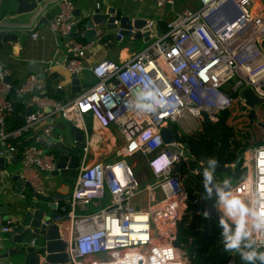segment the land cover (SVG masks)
<instances>
[{
	"label": "built area",
	"instance_id": "1",
	"mask_svg": "<svg viewBox=\"0 0 264 264\" xmlns=\"http://www.w3.org/2000/svg\"><path fill=\"white\" fill-rule=\"evenodd\" d=\"M150 1L156 8H168L161 21L146 19L151 27L149 39L151 35L154 38L121 62L103 59L91 65L96 43L104 37L80 41L71 36L81 21L75 16L74 1L47 0L40 4L32 19L44 15L49 4L58 8L48 27L66 40L67 58L55 57L47 62L45 74L30 72L18 84L15 94L24 98L31 110L24 114L23 124L10 131L6 130V119L12 115L15 99L10 96L13 87L7 79L12 80L14 71L0 65V159L3 147L13 154L18 151L22 162L19 176L36 194L48 193L49 185L41 172L56 170L58 158L56 151L44 150L38 140L75 143L61 135L53 139L55 117L61 115L83 132L80 166L70 200L66 205L56 204L69 220V257L75 264H189L186 250L177 244L178 224L188 200L183 186L188 178L202 172L188 167L189 158L180 141L173 145L182 151L168 148L161 130L181 121L186 124L174 129L177 135H187L190 126L200 129L201 110L216 122L220 112L235 102L243 107L241 92L247 87L264 97V0H194L195 7L179 10V0ZM114 23L119 24V17ZM152 26H160V31H153ZM119 31L115 30L116 37L124 40ZM55 69L77 77L89 70L95 81L83 86L74 99L63 100L45 92V79ZM147 93L155 99L148 98ZM244 112L249 113L250 108ZM255 113L257 117L264 115V104L257 105ZM87 115L101 127H113L120 134L121 145L113 152L114 161L89 163L92 141ZM195 120L198 126H194ZM22 137L33 142L19 147L17 142ZM136 155L146 159L149 179L144 183L137 178L135 164L128 162ZM164 156L170 163L167 166ZM240 161L244 174L227 193L264 204V139L242 150ZM162 163L160 171L150 168ZM199 166L203 164L199 162ZM105 199L106 204L87 211L90 202ZM10 228L11 220H7L0 228V237ZM254 240L257 247L264 248V236L254 234ZM229 264L234 263L230 260Z\"/></svg>",
	"mask_w": 264,
	"mask_h": 264
},
{
	"label": "water",
	"instance_id": "2",
	"mask_svg": "<svg viewBox=\"0 0 264 264\" xmlns=\"http://www.w3.org/2000/svg\"><path fill=\"white\" fill-rule=\"evenodd\" d=\"M3 0H0V5ZM47 0H15L16 12L18 14H30L29 21H33L32 17L34 12L39 8L40 4H46ZM115 15H109L102 12L99 8L88 9L80 21L79 26L84 29L78 31V27L74 26L71 36L77 38H84L86 41L97 38L98 36L105 37L104 34H99L101 31H115L120 29V33L124 38L133 37L134 39L143 38L144 41H149L150 28L146 24V19L122 16L119 18V24H115ZM22 24L16 23L15 20L11 22H0V50L4 44L13 42L17 39V32L13 30ZM153 31H160V26H152ZM119 39L118 37H116ZM261 45L264 49V39L261 41ZM57 73H52L46 77V89L45 92L51 95L61 96L63 100H72L80 93L84 88L79 84V80L76 74L71 76V93L65 97V92L62 88H53L52 79L55 78ZM7 81L11 84L13 89L17 90L19 85L15 84L10 78ZM244 98V105L242 107V115L246 116L250 121L256 120L257 115L255 113V107L257 105L264 104V97L258 96L250 87L244 88L241 92ZM27 104L26 100L23 101ZM15 102L12 103V115H16L17 118L24 121L25 115L30 113V106L27 105L25 115L15 114ZM250 108L249 113L244 111ZM200 116L204 130H208V125L211 123L210 118L205 110H201ZM70 134L73 136L74 144L66 142L61 145L57 143L47 144L46 141L40 139L37 143L43 147L44 150H54L58 154L57 169L50 173L41 172L42 176L60 177L66 184L65 190H56L51 195L36 194L32 187L26 182L19 173L13 174L12 178L16 182L14 185V192L20 194L22 190L26 189L28 193H31L35 198L32 201L28 198L21 201L7 203L0 198V217L2 221L11 220V228L8 232L4 233L0 237V250H4V253L0 255V259L11 254L17 256L16 264H53L56 259L53 254V248L51 244L56 239V227L57 220L64 221L60 218L56 210V202L59 200L69 201L71 197V191L73 189L74 182L77 177L78 167L80 163V151L82 149L83 132L77 129L72 123L67 124ZM161 136L165 143H168V148L173 151H182L185 156L189 158L188 167L193 170L198 168L200 172L208 173L212 176L216 172L223 173L227 167L222 164L221 159L217 160V165L214 166H199V162H202L203 156L193 157L189 143L182 139L183 136L177 135L171 127H164L161 130ZM181 142V147L174 146V142ZM5 156L12 157L13 152L9 151L7 147L4 148V156L1 158V162L4 167ZM21 160V159H19ZM240 161V155H237L235 164ZM217 177V176H215ZM230 177V176H229ZM208 178V176H207ZM226 179V178H225ZM223 182L217 177L216 184L212 189L208 191L207 197L204 199L194 200L192 204L194 208L191 209V214L199 213L201 217H205L207 222L212 220L220 221L222 214L218 210V203L220 200L219 193L221 191L227 193L230 189V183L225 180ZM49 190L53 186V182L48 183ZM48 190V192H49ZM4 196V194L2 195ZM2 224H0L1 228ZM34 242V244H32ZM12 244V247L9 245Z\"/></svg>",
	"mask_w": 264,
	"mask_h": 264
},
{
	"label": "crops",
	"instance_id": "3",
	"mask_svg": "<svg viewBox=\"0 0 264 264\" xmlns=\"http://www.w3.org/2000/svg\"><path fill=\"white\" fill-rule=\"evenodd\" d=\"M73 1L75 5V16L81 18V20L84 17L86 11L89 8H95L97 3L99 4V7L97 8H99L102 12L108 13L109 15H115L119 18L122 16H130L147 20L153 19L156 21H161L164 17L167 16L168 9L156 8L153 2L150 0L140 3L134 2L133 0ZM16 6L17 4L15 0H3L0 5V22H11L15 20L16 23L22 24L19 27L13 29L17 32V39L13 42L4 44L1 47L2 49L0 50V65H7L13 69L14 75L12 80L15 84L18 85L30 72L39 75L45 74V68L48 64L47 62L57 56L59 58H67V51L65 46L66 40L53 34L48 27L49 18H51V16L58 11V8L54 4H49L47 7V12L44 15H40L39 17L35 18L32 22L29 21L30 14H18L16 12ZM149 9L154 10V12H152L153 14L149 12ZM83 29L84 28L82 26L78 27V31ZM33 34H36V36L33 37ZM99 34H104L106 36L104 37V39L97 41L95 46V53L91 55V58L89 60L90 65L103 59H108L114 62H117L119 60V62H121L125 60V58H127L128 52L134 53L140 50H129L128 47H123L120 51L118 50L117 58L115 59V57L111 56L110 50L114 48H121L120 46L124 40L117 39L115 31H101ZM109 35H111V37L107 40L106 37ZM105 38L107 41H105ZM80 39L86 41L83 37ZM56 48H59L58 54L56 53ZM52 73H57L55 78L52 79L53 88L60 84L62 86V90L65 92V97L69 96L72 87L71 76L63 69H55ZM78 80L80 86L83 87L86 85H91L95 81V78L89 70H85L84 74L78 77ZM57 98L62 99L61 96H58ZM17 100H19V102L22 104V107H20V109L18 110H15V114L24 115L26 112L27 104L23 103V101H25L24 98H17ZM85 119L91 133L92 141V146L90 149L91 152L89 154V163H94L102 159L114 161L115 155L113 152L121 145L120 134L116 132L113 127H101L97 121L91 118L90 115H87ZM55 121L56 126L52 135L53 139L56 140V137L61 135L65 140L73 141V136L70 134L68 126L67 129H65L64 123H66L67 121L64 120V118L59 119L58 116L55 117ZM183 123L186 124L183 121L179 123L172 122L169 124V126L173 129L177 128L178 130H180L182 129L181 125ZM198 123V120H195L193 122L194 126H198ZM190 127H187V129ZM200 129L201 131L204 130L203 124ZM4 148L5 147H3V150ZM4 158L5 160L3 174L0 175V198L5 200V202L7 203L21 200L23 201L27 199L26 193L28 191L24 189L20 194H16L14 192V185L16 184V182L12 178L13 174H17L22 171V162L21 160H19L21 159V156L17 151L14 152L12 157L5 156ZM132 164L135 163H131V165ZM203 166L206 165L203 164ZM42 180L47 185L50 181L53 182V186L50 187V190L48 192L49 195H51L56 190L63 191L67 188L66 184L60 177L42 176ZM3 194L4 196H2ZM31 199L32 201L35 200L33 196H31ZM106 202V199L102 201H92L88 205L87 211H94L100 206L106 204ZM67 203L68 202L64 200H59L56 202V204H58L59 206L66 205ZM59 211L60 210L56 208L54 212H58L60 214V218L64 220L66 213L64 214L62 213V211ZM2 222L3 221L0 217V224H2ZM56 227L58 228V231L55 234L56 239H54L53 243L51 244V247L53 248V254H55L56 256L53 264H75L69 257L70 246L68 218L64 221L58 219ZM32 244H34V242H32ZM9 247H12V244H10ZM3 253L4 250H0V255ZM16 260L17 256L9 254L0 259V264H16Z\"/></svg>",
	"mask_w": 264,
	"mask_h": 264
},
{
	"label": "trees",
	"instance_id": "4",
	"mask_svg": "<svg viewBox=\"0 0 264 264\" xmlns=\"http://www.w3.org/2000/svg\"><path fill=\"white\" fill-rule=\"evenodd\" d=\"M77 39L80 41H84L80 38ZM10 96L13 99H15L14 101L16 104L15 110L20 109V107H22V104L19 102V100H17L18 97L15 94L14 89L11 90ZM236 104L238 103L235 102L234 105L236 106ZM233 106L229 109H226L223 119L218 118V121H216L217 124L224 121L226 123L225 130L211 134L210 135L211 141L207 145L202 146V140H203L202 137L204 135V132L200 137H192L189 135H184L182 137V139L187 141L189 145H190V141L192 140L197 142V145H194V147L191 146L192 148L190 147V149L192 154H194L193 156L195 157L203 156L202 162L204 165L207 166L217 165V160L221 159L222 164L223 162L225 164L231 161V165L227 166L226 169H228L231 166H234L235 168H239V167L241 168V161H239L238 164H235V159L237 158V155H240L241 151L247 148V146L251 142L259 143L262 139H264V137H261L262 135L261 133L259 134L258 137H253L246 135L245 130H243L242 128L239 129L242 133H240L238 130H235L238 129L236 123L241 119L249 122V125H253L254 121H257L258 126H261L264 129V121L263 122L261 121L262 118L264 119V115L262 114L258 116L256 120L250 121L248 118H245L246 116L242 114H236V119L233 121V119L231 120L229 119V117L234 115L235 108ZM216 122H212V123H216ZM22 124L23 121L17 118L16 115H11L6 119V130L7 131L13 130L21 126ZM247 137L249 139H246ZM9 141L11 143H15V140L13 139H9ZM32 142L33 139L31 138L24 139V137H22L17 142V144L20 147L26 144H30ZM229 174H230V170H229ZM214 175L217 176L221 182H223L225 179V172L223 173L216 172ZM231 179H233L234 181V177H231ZM188 180L194 181L192 195L190 196L191 198L196 197L198 199H204L208 195L207 189L208 188L212 189L213 186L216 184V177L214 178L211 176V179L209 180L207 176H205L204 172L195 176V178L190 177L187 179V181ZM235 180H237V178ZM26 196L28 198H31L32 194L27 192ZM6 223L7 221H3L2 225H5ZM180 225H181V221L178 224V232H180ZM230 226L234 231L235 225L230 224ZM199 233H203V234L199 235ZM222 233H223V228L220 232L218 231L217 233H215L214 227L204 230L203 232L192 230V232L188 234L190 235V237H186L188 235L183 234V237L180 239L178 234L177 244L185 247L188 255L189 264H229L230 260H233L234 264H248L247 261L241 258L239 252L237 251L228 252L224 250ZM241 247L243 248V245ZM255 247L258 252H264V248L257 247L256 245ZM255 264H260V261L259 260L255 261Z\"/></svg>",
	"mask_w": 264,
	"mask_h": 264
},
{
	"label": "rangeland",
	"instance_id": "5",
	"mask_svg": "<svg viewBox=\"0 0 264 264\" xmlns=\"http://www.w3.org/2000/svg\"><path fill=\"white\" fill-rule=\"evenodd\" d=\"M193 1L194 0H191V1L188 0V2H186V0H179L177 3L176 9L179 10V9L184 8L186 6L195 7V3ZM148 6H150V5H148ZM149 12L152 13V12H154V10L149 9ZM155 16H157V15H155ZM110 37H111V35L107 36L106 37L107 40ZM106 38H105V41H107ZM153 38H154V36L151 35L149 41H151ZM149 41H144L143 38H138V39H133V40H131L130 37L125 38L124 41L122 42L121 46H120L121 48H114V49L110 50L111 56L115 57V59H116L117 54H118V50L120 51L123 47H128L129 50L142 49L148 44ZM132 54H133L132 52H130V53L128 52L127 57H130ZM117 62H119V60ZM233 107L235 108L234 109V115L229 117V119L230 120L233 119V121H234L236 119V114H242L243 111H242V108L238 104H236V106L234 105ZM225 111L226 110H223L220 112V114L218 116L219 119H223V117L225 115ZM57 116L59 119L62 118L61 115H57ZM245 118H247V117H245ZM261 121L263 122L264 119L262 118ZM67 124H68L67 122L64 123L65 129H67ZM236 125H237L238 129H235V130H238L240 133H242V132L239 129L242 128L243 130H245L246 135L258 137L259 134L261 133L262 134L261 137H264V129L261 126H258L257 121H254L253 125H249V122L241 119L236 123ZM225 128H226V123L224 121L220 122L219 124H217V122L216 123L211 122L208 126L207 131H201V129H199V127H190L187 129L188 131L186 134L189 136H192V137H200V136H202V134L204 132V135L202 137V139H203L202 140V146H205L211 141V137H210L211 134L221 132V131L225 130ZM246 139H249V138L247 137ZM194 145H197V142L194 140L190 141L189 148L191 146L194 147ZM128 161L130 164L135 163L134 169H135V172H136V175H137V178L139 179V181L141 183L146 182V180L149 179V174H148V170L146 167L147 166L146 165V159L141 155H137V156H134L132 158H129ZM223 164H224V162H223ZM224 165L225 166L231 165V161H229L228 163H225ZM204 167H207V166H204ZM228 169L230 170V174H229ZM228 169L226 171H224L225 172V178H227L230 181V185H233L234 182L237 181L235 179L236 178L239 179L244 174V170L241 169L240 167L235 168L234 166H231ZM229 176L234 177V181ZM45 177H48V176H45ZM212 177L215 178L214 171L212 172ZM216 179H217V177H216ZM193 186H194V181H192V180H188L183 186L184 190L186 191V193L188 195V200L186 202V208H185V210L183 212V216L181 218V225H180V232H179L180 239L183 237V234L188 235L190 232H192V230L198 231V232H203L204 230H207L211 227H214L215 233H217L218 231L220 232L222 230V227H219L220 221L212 220L211 222H207L206 220L200 218L199 213H194L193 215L191 214V209L193 206L192 202L194 200H196V199H194L196 197H192V198L190 197L192 195ZM218 210L223 215V206L220 205L219 203H218ZM228 223L232 224L231 221H228ZM194 228H197V229H194ZM202 234L203 233H199V235H202ZM186 237H190V235H188ZM183 248L185 249L184 246H183ZM231 261L233 263V260H231Z\"/></svg>",
	"mask_w": 264,
	"mask_h": 264
},
{
	"label": "clouds",
	"instance_id": "6",
	"mask_svg": "<svg viewBox=\"0 0 264 264\" xmlns=\"http://www.w3.org/2000/svg\"><path fill=\"white\" fill-rule=\"evenodd\" d=\"M146 95L150 99H155L152 93H147ZM156 103H159V101H156ZM163 160L164 166L170 164L166 156L163 157ZM162 165L163 163L157 166H150V168L160 171ZM205 175L208 176L209 180L211 179L210 174L206 173ZM219 196V204L223 206V215L220 218L219 227L223 228L224 250L239 252L241 258L247 261L248 264H255L257 260L260 261V264H264V252L257 251L255 247L256 241L254 240V234L264 236V204L259 203L255 198H250L246 201L241 196L231 192L225 193L221 191ZM228 221L235 225L234 231ZM242 245L243 248L241 247Z\"/></svg>",
	"mask_w": 264,
	"mask_h": 264
},
{
	"label": "flooded vegetation",
	"instance_id": "7",
	"mask_svg": "<svg viewBox=\"0 0 264 264\" xmlns=\"http://www.w3.org/2000/svg\"><path fill=\"white\" fill-rule=\"evenodd\" d=\"M79 166H80V163H79ZM78 169H79V167H78ZM226 180H227V182L229 183V180H228L227 178H226ZM192 208H194V205L192 206ZM200 218L206 220L205 217H201V216H200Z\"/></svg>",
	"mask_w": 264,
	"mask_h": 264
}]
</instances>
